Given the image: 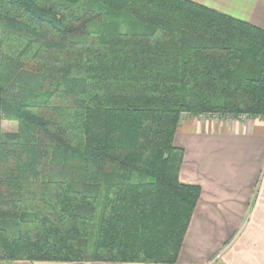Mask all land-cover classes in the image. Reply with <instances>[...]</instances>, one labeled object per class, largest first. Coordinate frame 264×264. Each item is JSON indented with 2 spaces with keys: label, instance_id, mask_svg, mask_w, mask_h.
I'll list each match as a JSON object with an SVG mask.
<instances>
[{
  "label": "trees",
  "instance_id": "1",
  "mask_svg": "<svg viewBox=\"0 0 264 264\" xmlns=\"http://www.w3.org/2000/svg\"><path fill=\"white\" fill-rule=\"evenodd\" d=\"M185 116L264 118V29L190 0H0V261L175 264L201 195Z\"/></svg>",
  "mask_w": 264,
  "mask_h": 264
},
{
  "label": "crops",
  "instance_id": "2",
  "mask_svg": "<svg viewBox=\"0 0 264 264\" xmlns=\"http://www.w3.org/2000/svg\"><path fill=\"white\" fill-rule=\"evenodd\" d=\"M190 1L264 29V0ZM179 124V179L199 186L201 195L175 264H264V118L185 116Z\"/></svg>",
  "mask_w": 264,
  "mask_h": 264
},
{
  "label": "rangeland",
  "instance_id": "3",
  "mask_svg": "<svg viewBox=\"0 0 264 264\" xmlns=\"http://www.w3.org/2000/svg\"><path fill=\"white\" fill-rule=\"evenodd\" d=\"M209 116H201V118H208ZM2 132L7 133H16L19 130V124L16 121H10L4 119L1 124Z\"/></svg>",
  "mask_w": 264,
  "mask_h": 264
},
{
  "label": "built area",
  "instance_id": "4",
  "mask_svg": "<svg viewBox=\"0 0 264 264\" xmlns=\"http://www.w3.org/2000/svg\"><path fill=\"white\" fill-rule=\"evenodd\" d=\"M238 119H242V120H245V119H247V117H240V118H238Z\"/></svg>",
  "mask_w": 264,
  "mask_h": 264
}]
</instances>
